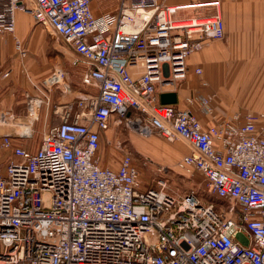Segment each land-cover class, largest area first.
<instances>
[{
  "label": "built area",
  "instance_id": "1",
  "mask_svg": "<svg viewBox=\"0 0 264 264\" xmlns=\"http://www.w3.org/2000/svg\"><path fill=\"white\" fill-rule=\"evenodd\" d=\"M224 1L118 0L114 12L95 15L93 0H0V43L12 35L22 58L28 54L16 36L20 11L70 46L74 67L85 66L80 95L62 69L45 81L68 101L37 151L15 143L32 138L30 126L0 137L12 154L0 168V264H264V113L205 127L189 108L161 102L187 78L189 58L225 38L218 13L178 12L218 10ZM11 74L0 65V80ZM41 104L50 106V95L28 104L27 121ZM200 104L212 113L208 99ZM124 122L185 142L179 167L197 171L212 200L170 191L168 179L141 188L129 155L103 166L104 134Z\"/></svg>",
  "mask_w": 264,
  "mask_h": 264
},
{
  "label": "crops",
  "instance_id": "2",
  "mask_svg": "<svg viewBox=\"0 0 264 264\" xmlns=\"http://www.w3.org/2000/svg\"><path fill=\"white\" fill-rule=\"evenodd\" d=\"M111 1L93 0L92 11L95 15L114 12L118 0L114 6H111ZM170 1L167 0L169 5H187L199 0ZM187 10H194L196 16L183 19L209 17L218 13L225 24V38L223 41H209L203 50L189 58L187 78L175 90L176 104L187 108L185 100L192 97L195 102L189 109L205 127L221 126L232 121L237 113L244 116L249 113H264V0H227L218 10L195 6L179 11L177 16ZM40 30V38L44 42V31ZM33 31L28 17L23 12H17L16 36L22 41L32 35ZM16 51L13 36L4 35L0 43V60H7L9 57L10 68L7 69L12 70L11 76L14 75V78L10 83L7 82L8 78L0 80V137H16L17 128L20 127L18 123L27 122L26 102L22 95L29 92L30 85L23 82L21 65L13 60ZM73 55L71 64L76 59L74 51ZM0 65L2 70H7ZM79 68L78 65L77 69ZM197 68L202 71L199 75L195 72ZM76 92L75 89L74 95ZM202 98L210 101L212 113L201 108ZM50 99V106L46 105L41 116L43 133L61 123L68 95L54 91L50 94ZM15 143L32 152L37 151L40 145L35 148L26 139H15ZM11 158V152L1 149L0 145V168L4 169L5 163Z\"/></svg>",
  "mask_w": 264,
  "mask_h": 264
},
{
  "label": "rangeland",
  "instance_id": "3",
  "mask_svg": "<svg viewBox=\"0 0 264 264\" xmlns=\"http://www.w3.org/2000/svg\"><path fill=\"white\" fill-rule=\"evenodd\" d=\"M171 1L182 2L187 0ZM115 3L116 0H112L111 6H114ZM191 11L187 10L182 12L183 14H179L177 18L183 19L187 16H196L193 13L194 10ZM24 14L31 22L34 31L29 37L22 39L28 51L26 57L22 58L19 52L16 51L14 52L13 60L20 63L22 70L20 72L21 78L24 80L23 82L30 85L29 92H24L22 95L25 99L26 112L28 113V104L33 103L36 99H45L46 95H50L51 92H49L45 81L57 69H62L67 73L68 77H70L73 90L76 89V95H80L84 91L82 75L85 66L80 63L79 69L73 67L71 60L74 55L70 46L62 38L57 37V35H52V31L48 28L40 25L37 26L30 14ZM40 29L44 31V42L40 38ZM8 58H6L7 60H0L3 68H10ZM13 78L14 75L9 77L7 82L10 83ZM185 103L187 104V108L192 105L187 102V98ZM45 107L46 104H41L39 109L36 108L34 110L37 114L34 122L25 120L27 122L18 123L20 127L17 128V134L30 126L29 129L32 131V138L26 139V141L28 144L35 146V148L38 147L43 136V128L41 127L43 125V119L41 116ZM188 150V145L182 140L169 142L159 133L145 136L124 122L122 125L112 126L111 130L105 132L99 154L101 164L113 168L119 165V161L123 156H131L140 172L141 188L156 187L160 180L168 179V188L170 191H176L180 194L194 192L204 202L211 201V195L207 191L206 182L203 177L195 170L188 172L179 167V162L183 154L188 152ZM182 151H185V153H180ZM6 165L7 163H5L3 168ZM160 168H164L165 172H160Z\"/></svg>",
  "mask_w": 264,
  "mask_h": 264
},
{
  "label": "water",
  "instance_id": "4",
  "mask_svg": "<svg viewBox=\"0 0 264 264\" xmlns=\"http://www.w3.org/2000/svg\"><path fill=\"white\" fill-rule=\"evenodd\" d=\"M161 102L163 104H176L177 95L175 92L161 94Z\"/></svg>",
  "mask_w": 264,
  "mask_h": 264
},
{
  "label": "bare ground",
  "instance_id": "5",
  "mask_svg": "<svg viewBox=\"0 0 264 264\" xmlns=\"http://www.w3.org/2000/svg\"><path fill=\"white\" fill-rule=\"evenodd\" d=\"M195 6H198V5H192V6H189L188 8H195ZM191 23H192L191 21L190 22L184 21L181 25H191ZM26 132L29 133V131H26Z\"/></svg>",
  "mask_w": 264,
  "mask_h": 264
}]
</instances>
